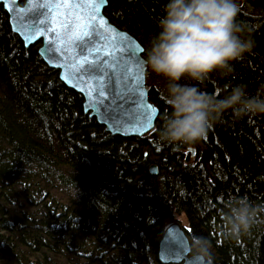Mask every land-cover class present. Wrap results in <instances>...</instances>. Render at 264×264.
Masks as SVG:
<instances>
[{"label":"trees","instance_id":"1","mask_svg":"<svg viewBox=\"0 0 264 264\" xmlns=\"http://www.w3.org/2000/svg\"><path fill=\"white\" fill-rule=\"evenodd\" d=\"M166 2L107 0L104 15L137 39L146 60ZM240 2L257 43L228 76L213 72L199 85L221 97L239 83L250 95L264 84V0ZM36 50L11 32L0 5V264H160L162 230L180 217L188 240L210 241L213 264H264V224L239 240L220 232L224 201L264 205V114L229 112L194 145L162 144L166 81L147 67L153 129L112 136Z\"/></svg>","mask_w":264,"mask_h":264},{"label":"clouds","instance_id":"2","mask_svg":"<svg viewBox=\"0 0 264 264\" xmlns=\"http://www.w3.org/2000/svg\"><path fill=\"white\" fill-rule=\"evenodd\" d=\"M239 0H167L159 18V31L150 41L145 64L166 81L169 113L158 129L162 144L177 149L205 138L229 113L235 120L264 114V84L250 95L239 83L223 97L203 91L213 72L228 76L233 62L243 61L256 47L257 25L241 18ZM187 78L195 84L181 83ZM77 190V189H76ZM77 192V191H76ZM264 205L246 197L230 198L220 210L221 235L239 240L264 224ZM191 264H213L210 241L192 235L186 250Z\"/></svg>","mask_w":264,"mask_h":264},{"label":"water","instance_id":"3","mask_svg":"<svg viewBox=\"0 0 264 264\" xmlns=\"http://www.w3.org/2000/svg\"><path fill=\"white\" fill-rule=\"evenodd\" d=\"M0 5L7 15L11 32L19 38L25 48L37 46L36 52L40 60L50 69L57 71L58 79L64 86L81 96L83 112L102 126L105 132L112 136L131 138L141 137L153 129L158 109L148 98L147 65L143 57V47L135 37L117 28L104 15L107 0H95L93 5H85L79 10L86 24L89 23L87 18L94 14L99 28L106 33L101 36V42L94 43L89 49L87 57L77 56L75 52L70 51L67 37L56 22L51 26L38 22L47 17H41L36 10V0H0ZM100 20L103 21L102 24L99 23ZM125 45L130 46L134 52L132 56L123 57L128 61L130 71L121 63L119 53L112 54L116 46ZM97 50L99 55H96ZM105 53H109L105 60L110 72L108 77L103 78L106 81L105 96L100 97L98 81L101 78L95 74L77 78V69L86 58L99 59ZM186 151L194 159V148L188 147ZM149 172L157 174L156 167L151 165ZM188 241L184 225L174 221L166 226L157 245L159 263L191 264L186 255Z\"/></svg>","mask_w":264,"mask_h":264},{"label":"snow or ice","instance_id":"4","mask_svg":"<svg viewBox=\"0 0 264 264\" xmlns=\"http://www.w3.org/2000/svg\"><path fill=\"white\" fill-rule=\"evenodd\" d=\"M38 8L36 9L41 17H47V19H40L38 22L41 25H49L56 22L63 29L64 35L67 37V43L71 46L70 51L75 52L77 56L87 57L89 49L92 48L94 43L101 42V36L106 35L103 29L99 28L97 23V17L93 14L87 18L89 23H85V18L79 11L85 5H93L95 0H36ZM98 11V8L96 9ZM103 23L102 20L99 21ZM46 30H48L46 28ZM53 31L55 29H52ZM119 53L120 61L125 65V69L130 71L128 67V61L124 60L125 55L132 56L134 52L130 46L125 45L123 47L116 46L113 55ZM53 54L55 50L53 49ZM96 55H99L97 50ZM109 53H105L103 57L96 59H85L77 69V78H82L84 75L95 74L101 79L98 81L100 84L98 94L100 97L105 96V80L104 77H108L109 65L105 57H108Z\"/></svg>","mask_w":264,"mask_h":264},{"label":"rangeland","instance_id":"5","mask_svg":"<svg viewBox=\"0 0 264 264\" xmlns=\"http://www.w3.org/2000/svg\"><path fill=\"white\" fill-rule=\"evenodd\" d=\"M177 220H179L180 223H183V222H182L183 219H182L181 217H180V218H177ZM170 224H171V223H170ZM182 225H183V224H182ZM167 226H168V225H167ZM184 226H185V225H184Z\"/></svg>","mask_w":264,"mask_h":264},{"label":"bare ground","instance_id":"6","mask_svg":"<svg viewBox=\"0 0 264 264\" xmlns=\"http://www.w3.org/2000/svg\"><path fill=\"white\" fill-rule=\"evenodd\" d=\"M179 222V221H178Z\"/></svg>","mask_w":264,"mask_h":264}]
</instances>
